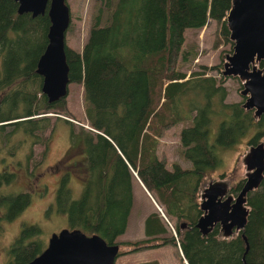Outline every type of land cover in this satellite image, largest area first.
<instances>
[{"label":"trees","instance_id":"trees-1","mask_svg":"<svg viewBox=\"0 0 264 264\" xmlns=\"http://www.w3.org/2000/svg\"><path fill=\"white\" fill-rule=\"evenodd\" d=\"M97 1L100 5L82 50L65 45L69 83L83 87L84 114L91 128L86 129L62 117L67 115L66 97L50 103L41 92V77L35 70L47 44V11L36 17L18 14L14 0H0L2 147L15 152L25 141L17 140L21 134L32 138L27 160L35 144L44 146V158L50 136L44 139L43 133L49 130L51 134L64 123L71 146L84 148L88 172L76 199L68 173L59 179L55 208L67 216L70 228L97 234L108 244L134 246V251L156 247L159 241L160 245L170 243L183 264H264V180L247 195V250L240 233L229 238L218 234L212 241L194 228L201 213L198 192L207 175L221 164L217 151L239 143L251 130L249 144L264 136V116L256 121L252 110L242 108L241 102H226L222 80L207 75L210 67L201 65V70L188 76L178 68L179 58L188 59L182 51L186 29H200L213 20L219 39L230 42L225 17L231 0ZM103 7L108 16L101 24ZM48 113L55 114L53 120ZM177 124H184L178 137L182 157L191 162L189 168L178 163L169 168L166 156L157 152L159 139ZM210 126L217 129L213 141ZM16 177V171L4 169L0 189ZM132 179L145 187L167 217L176 222L188 220L193 228L183 230L176 224L175 235L168 238L170 227L157 212H151L144 223L147 238L118 243L132 208ZM243 182L229 187V194L236 195ZM30 202L28 190L0 192V209H4L0 221L13 220ZM40 235L37 225L22 226L5 264H26L40 254L46 247Z\"/></svg>","mask_w":264,"mask_h":264},{"label":"rangeland","instance_id":"rangeland-1","mask_svg":"<svg viewBox=\"0 0 264 264\" xmlns=\"http://www.w3.org/2000/svg\"><path fill=\"white\" fill-rule=\"evenodd\" d=\"M66 4L70 11V23L65 34V41L70 48L75 51H81L100 4L97 0H66ZM102 10L101 24H104L108 11L105 7ZM218 34L219 29L213 20H209L200 29H186L184 31L185 42L182 51L187 52L188 59L183 61L179 58L178 68L188 76L193 71L201 70V65L210 67V70H207V75L221 79L226 88L225 101L242 103L245 98L240 93L242 82L237 77H225L221 74L225 55L231 52L232 42L231 40H229L230 42L220 40ZM65 106L67 115L62 117L73 122L76 127L83 126L89 129L86 127L88 125L84 114L85 104L81 83L70 82L68 84ZM47 115H50L52 120L54 119L55 114L48 113ZM211 126L209 127V139L213 141L217 129L216 126ZM57 127L51 134L49 130L43 133L44 139L50 136L47 153L44 158L42 157L44 146L35 144L32 147V158L27 160L26 157L30 153L32 145L31 137H24L19 134L17 140L21 141L23 138L25 141L20 144L15 152H8V149L3 148L0 142V172L6 169L17 173L15 181L3 186L0 192L17 193L28 190L31 193L29 206L17 217L8 222L0 221V264H5L8 261L9 247L19 235L22 226L37 225L40 228V236L45 246L52 233H57L63 228H70L67 216L58 212L55 208L56 189L60 177L68 173V185L72 191L73 198L76 199L81 195L88 177L86 156L83 146L78 144L71 146L67 126L63 123ZM182 127H184V124H177L168 128L159 139L158 155L166 156L169 168L173 163H178L183 168L191 167V162L185 160L181 155L182 147L178 133ZM252 132L253 130L244 135L239 143L234 146L217 151L221 164L207 175L203 185L211 179L225 178L230 180V187H234L243 180L244 167L241 164V158L247 150L248 144L246 140ZM262 141L264 142V136L260 137L257 143ZM13 144L15 143L13 142ZM140 185L139 182L132 179V208L128 216L125 232L119 235L116 240L118 243L134 242L147 238L144 234V223L145 218L150 213L147 215L148 212H145L147 209L153 211L154 208L148 194ZM159 207L163 210L161 205ZM3 211L4 209L1 208L0 216ZM156 212L166 222L157 209ZM164 216L170 224L168 225L170 229L167 231L166 236L171 238L175 235L176 219L169 218L165 214ZM157 244L156 247H145L138 251H134V246L119 244L122 253L117 256L115 264H134L151 259L160 260L162 264H183L176 247L170 243L160 245V241Z\"/></svg>","mask_w":264,"mask_h":264},{"label":"water","instance_id":"water-1","mask_svg":"<svg viewBox=\"0 0 264 264\" xmlns=\"http://www.w3.org/2000/svg\"><path fill=\"white\" fill-rule=\"evenodd\" d=\"M18 14L32 17L47 11V44L40 55L36 73L41 77V92L53 103L68 94V64L65 57V34L70 23L66 0H14ZM232 49L225 55L221 74L242 82L241 107L253 110L254 119L264 115V0H231L225 17ZM262 63L261 65H259ZM244 182L239 192L228 193L230 180H209L200 192L202 214L195 226L202 233L219 223L224 237L241 232L248 249L244 229L250 207L247 195L264 180V142L247 148L241 158ZM118 244H108L97 234L87 235L78 228H63L52 233L46 247L26 264H115Z\"/></svg>","mask_w":264,"mask_h":264},{"label":"flooded vegetation","instance_id":"flooded-vegetation-1","mask_svg":"<svg viewBox=\"0 0 264 264\" xmlns=\"http://www.w3.org/2000/svg\"><path fill=\"white\" fill-rule=\"evenodd\" d=\"M262 63H260L259 65H261ZM252 113H253V110H252ZM262 116H264V115H261L259 118H261ZM253 118H254V116H253ZM258 118V119H259ZM258 119H254V120H258ZM246 143L248 144V147L249 146H251V145H255V144H249V141L248 140H246ZM247 147V148H248ZM3 171V170H2ZM224 177V176H223ZM206 185V184H205ZM205 185H203L202 186V188L200 189V191L198 192V208L200 209V192H201V190L205 187ZM230 187V186H229ZM229 189V188H228ZM240 190V189H239ZM239 192V191H238ZM229 193V192H228ZM233 196H235V195H233ZM201 210V209H200ZM202 214V211H201V213L199 214V216ZM199 216H198V218H199ZM197 220V219H196ZM188 220H186V221H181V222H176V224H179V227L181 228V229H183V230H188V229H191V228H193V227H191L189 224H188ZM194 228L200 233V235H201V237H204V238H209L210 240H215V238H216V236H218V234H221L222 235V237L223 238H229V237H232L233 235H236V234H241V232H238V233H236L235 231H233L232 232V234L229 236V237H224V230H223V228L220 226V224L219 223H216V224H214V226L209 230V231H207L206 233H202L201 231H200V229L199 228H197L195 225H194ZM245 230V229H244ZM242 235V234H241ZM9 249H10V247H9ZM11 256H10V254H9V252H8V257H7V259L9 260V258H10Z\"/></svg>","mask_w":264,"mask_h":264},{"label":"crops","instance_id":"crops-1","mask_svg":"<svg viewBox=\"0 0 264 264\" xmlns=\"http://www.w3.org/2000/svg\"><path fill=\"white\" fill-rule=\"evenodd\" d=\"M141 187H142V189L148 194V196H149V198L151 199V201H152V203H153V208H154V212H156V209H157V211L159 212V210H158V208L157 207H159V205L154 201V199L152 198V196L146 191V189L144 188V186H142V184L140 185ZM152 208V209H153ZM160 208V207H159ZM153 211H151V210H146V212L145 213H147V215L149 214V213H151V212H153ZM163 211V210H162ZM160 213V212H159ZM167 223V222H166ZM156 249V248H155ZM152 260V259H151ZM159 262H160V260H158ZM160 264H162V262H160Z\"/></svg>","mask_w":264,"mask_h":264},{"label":"built area","instance_id":"built-area-1","mask_svg":"<svg viewBox=\"0 0 264 264\" xmlns=\"http://www.w3.org/2000/svg\"><path fill=\"white\" fill-rule=\"evenodd\" d=\"M157 208H158L159 212L161 213V215H162V216L164 217V219L166 220L167 224L170 225L169 222H168V219H166V217L164 216L162 209H160L159 207H157ZM172 229H173V228H172Z\"/></svg>","mask_w":264,"mask_h":264},{"label":"bare ground","instance_id":"bare-ground-1","mask_svg":"<svg viewBox=\"0 0 264 264\" xmlns=\"http://www.w3.org/2000/svg\"><path fill=\"white\" fill-rule=\"evenodd\" d=\"M66 2V1H65ZM68 6V5H67ZM87 128L91 129L89 126H86ZM143 186V185H142ZM145 188V187H144ZM164 214V213H163ZM119 253V251H118ZM118 256V255H117ZM185 261V260H184ZM186 262V261H185ZM187 263V262H186ZM188 264V263H187Z\"/></svg>","mask_w":264,"mask_h":264}]
</instances>
